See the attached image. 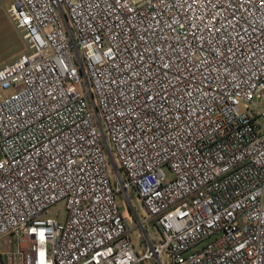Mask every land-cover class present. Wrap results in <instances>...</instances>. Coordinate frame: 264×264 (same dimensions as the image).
<instances>
[{
    "label": "built area",
    "instance_id": "built-area-1",
    "mask_svg": "<svg viewBox=\"0 0 264 264\" xmlns=\"http://www.w3.org/2000/svg\"><path fill=\"white\" fill-rule=\"evenodd\" d=\"M5 13L27 51L0 66V264H264V0Z\"/></svg>",
    "mask_w": 264,
    "mask_h": 264
},
{
    "label": "rangeland",
    "instance_id": "rangeland-1",
    "mask_svg": "<svg viewBox=\"0 0 264 264\" xmlns=\"http://www.w3.org/2000/svg\"><path fill=\"white\" fill-rule=\"evenodd\" d=\"M14 0H0V66L7 64L15 60L20 55L27 51L25 44L21 37L16 32L12 24L10 23L6 13L5 7H9ZM15 90H8L5 94H11ZM164 172L168 179L171 178V173L164 168ZM111 181H114V170L111 166L109 168ZM121 209L128 212L129 219L127 225L129 227V237L134 247L139 251L142 243L145 241L144 231L139 227L137 219L140 221L144 218V210L140 202L137 200L135 192L130 193V202H127L125 198L120 197L118 199ZM66 210L64 202H59L49 208L46 211L45 218L55 219L58 222H63L66 218ZM126 214V213H125ZM144 230L148 233V236L153 238L156 234L155 228L152 222H148L144 225ZM17 238L9 235L0 238V254H8L16 252ZM168 259H163L164 264H168ZM145 264H151V262H145Z\"/></svg>",
    "mask_w": 264,
    "mask_h": 264
}]
</instances>
